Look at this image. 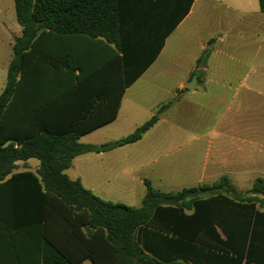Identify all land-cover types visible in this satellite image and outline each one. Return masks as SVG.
Instances as JSON below:
<instances>
[{
  "label": "trees",
  "instance_id": "1",
  "mask_svg": "<svg viewBox=\"0 0 264 264\" xmlns=\"http://www.w3.org/2000/svg\"><path fill=\"white\" fill-rule=\"evenodd\" d=\"M13 3L21 32L12 38L0 90V235L9 236L14 253H37L42 264H195L196 252L231 248L253 232L251 220L264 217L258 209L264 205L260 177L244 192L227 176L177 191L144 179L139 206L102 199L79 178H69L64 170L76 155L133 143L156 123L165 104L123 137L98 145L79 141L116 117L124 88L162 42L151 38L135 47L139 34L119 0ZM258 3L264 12V0ZM86 37L107 48L101 66L106 92L91 101L82 86L84 63L69 50L73 38ZM209 53V47L202 50L196 68ZM196 68L191 77L201 73ZM28 158L38 160L35 170H15L17 161ZM52 217L67 221V244L50 235Z\"/></svg>",
  "mask_w": 264,
  "mask_h": 264
},
{
  "label": "crops",
  "instance_id": "2",
  "mask_svg": "<svg viewBox=\"0 0 264 264\" xmlns=\"http://www.w3.org/2000/svg\"><path fill=\"white\" fill-rule=\"evenodd\" d=\"M119 5L126 21L134 26L132 32L139 34L135 47H139L151 38L153 42L161 41L162 45L155 58L124 88L116 117L109 123L81 135L79 141L95 133V136H99V140L87 143L101 144L102 136L111 125L113 127L122 125L123 113L127 114L125 120L132 121L136 113L140 112L150 117L160 105L165 104L166 107L159 113L156 123L142 135L140 141L146 133H152L158 123L167 121L168 105L171 104L169 98L178 101L184 90L193 92L197 87L204 90L209 84L222 88L230 87L229 81L236 75L237 78L243 77L250 82L264 81V61L256 64L257 67L248 63L251 61L250 57L254 59L259 55L258 50L264 42V12L260 11L258 0H119ZM14 17L13 0H0V34L7 37V40H12L21 32L17 21L12 20ZM211 39L210 44H207ZM69 47L73 56L83 61L86 69L82 78L84 95L89 97L90 101L96 96L104 95L108 76L101 66L105 65L106 46L97 37H86L73 38ZM206 47L210 49L206 63L203 67L196 68V58ZM183 48L187 49L190 58L184 65L177 64L176 50ZM235 49H241L240 58L232 56L231 52ZM162 53H164V62L177 64L184 70V74L177 78L174 87L160 84L166 81V73L151 72ZM238 65H243V68H237ZM195 68L201 70V74L192 76L195 78L194 87L187 88L185 83L192 78L191 72ZM255 84L250 83L247 88L251 90ZM152 87H157L158 92ZM154 135H159L158 139L163 138L161 139L163 142L169 133L161 132ZM118 148L94 153L102 154ZM81 155L84 153L74 158ZM29 160L30 158L22 161V168L19 170H35L38 162L30 164ZM204 172L205 169L198 179L199 183ZM228 175L225 173L222 176ZM157 177H159L156 179L157 186L160 187L155 188H165L163 186L166 180L162 179L161 174ZM75 178H79L83 186L91 190L80 177ZM258 209L264 211V205ZM66 224L67 221L62 218L52 217L48 220L50 235L55 240H62L67 244L69 238L63 232V226ZM250 225V230L253 232L244 237L238 245L234 244L226 249L212 248L196 252L195 264H264V217L256 219L255 222L252 219ZM220 235L222 238L225 237L224 234ZM8 239L9 236L0 235V264H42L37 253L18 255L14 253ZM89 263L92 264L89 259H84L78 264ZM186 264L194 263L188 261Z\"/></svg>",
  "mask_w": 264,
  "mask_h": 264
},
{
  "label": "rangeland",
  "instance_id": "3",
  "mask_svg": "<svg viewBox=\"0 0 264 264\" xmlns=\"http://www.w3.org/2000/svg\"><path fill=\"white\" fill-rule=\"evenodd\" d=\"M12 20L16 22L15 17ZM11 41L0 34V89L5 83ZM258 51L259 55L248 61L253 66L264 61V42ZM231 53L236 58L242 55L241 49ZM189 58L186 48L176 50L177 64L184 65ZM177 64L164 62L162 53L151 72L166 73V81L160 84L174 87L177 78L184 74ZM237 68L242 69L243 65ZM229 83L230 87L225 88L209 84L204 90L199 87L193 92L184 90L178 101L169 98L167 121L158 123L152 133L114 151L84 153L73 159L64 170L65 174L70 178L80 177L102 199L130 206H139L142 202L143 179L160 187L156 182L158 174L166 180L165 188H160L164 191L211 183L225 173L238 191L248 190L255 178L264 181V81L250 82L236 75ZM250 83H256L251 90L247 88ZM152 89L158 92L157 87ZM126 115H121V126L108 128L101 144L127 135L149 117L138 112L134 120L127 121ZM161 132L169 133L163 142V138L154 135ZM95 135H87L80 142L98 141L99 136ZM21 162H17L15 170L22 168ZM29 162L36 164L38 161L30 158Z\"/></svg>",
  "mask_w": 264,
  "mask_h": 264
},
{
  "label": "water",
  "instance_id": "4",
  "mask_svg": "<svg viewBox=\"0 0 264 264\" xmlns=\"http://www.w3.org/2000/svg\"><path fill=\"white\" fill-rule=\"evenodd\" d=\"M195 83V78H191L187 83H185V87L193 88Z\"/></svg>",
  "mask_w": 264,
  "mask_h": 264
}]
</instances>
